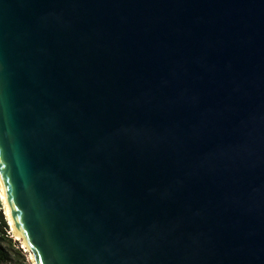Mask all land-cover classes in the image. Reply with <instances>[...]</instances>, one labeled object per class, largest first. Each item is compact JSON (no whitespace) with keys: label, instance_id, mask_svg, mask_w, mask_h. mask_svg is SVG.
<instances>
[{"label":"water","instance_id":"water-1","mask_svg":"<svg viewBox=\"0 0 264 264\" xmlns=\"http://www.w3.org/2000/svg\"><path fill=\"white\" fill-rule=\"evenodd\" d=\"M0 186L29 264H264V0H0Z\"/></svg>","mask_w":264,"mask_h":264},{"label":"trees","instance_id":"trees-1","mask_svg":"<svg viewBox=\"0 0 264 264\" xmlns=\"http://www.w3.org/2000/svg\"><path fill=\"white\" fill-rule=\"evenodd\" d=\"M9 225L0 211V264H21L16 263L15 257H20L24 262V256L21 249L16 248V241H13Z\"/></svg>","mask_w":264,"mask_h":264},{"label":"rangeland","instance_id":"rangeland-1","mask_svg":"<svg viewBox=\"0 0 264 264\" xmlns=\"http://www.w3.org/2000/svg\"><path fill=\"white\" fill-rule=\"evenodd\" d=\"M0 211L2 212L1 206H0ZM2 213H3V212H2ZM10 237H11V236H10ZM13 241H16V244H15L16 248L21 249L22 254H23V256L25 257V258H24V262H22V260L20 259V257H15L14 259L16 260V263L29 264V263L27 262L26 253L24 252V250L22 249L21 245L19 244V241H18V240H13Z\"/></svg>","mask_w":264,"mask_h":264},{"label":"snow or ice","instance_id":"snow-or-ice-1","mask_svg":"<svg viewBox=\"0 0 264 264\" xmlns=\"http://www.w3.org/2000/svg\"><path fill=\"white\" fill-rule=\"evenodd\" d=\"M5 193H4V190H3V187L0 186V199H5Z\"/></svg>","mask_w":264,"mask_h":264}]
</instances>
